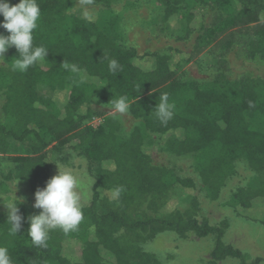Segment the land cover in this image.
<instances>
[{"label": "trees", "instance_id": "obj_1", "mask_svg": "<svg viewBox=\"0 0 264 264\" xmlns=\"http://www.w3.org/2000/svg\"><path fill=\"white\" fill-rule=\"evenodd\" d=\"M37 2L33 42L48 50L46 59L13 71V47L0 62V246L12 264H168L150 247L164 234L209 238L206 264H258L223 241L230 221H214L206 207L231 208L246 220L264 199V0ZM141 5L152 14L144 24L173 35L177 45L166 53L139 54L125 40L124 14ZM199 54L208 55V75L188 77L183 67ZM255 63L258 73L248 68ZM165 93L175 108L162 124L153 110ZM121 96L129 111L107 114ZM93 118L100 123L89 124ZM75 160L89 178L84 219L67 235L52 231L47 248L35 247L27 235L28 217L40 212L34 194L52 167ZM14 195L17 236L7 224Z\"/></svg>", "mask_w": 264, "mask_h": 264}, {"label": "clouds", "instance_id": "obj_2", "mask_svg": "<svg viewBox=\"0 0 264 264\" xmlns=\"http://www.w3.org/2000/svg\"><path fill=\"white\" fill-rule=\"evenodd\" d=\"M0 28L8 35L0 33V62L5 61L4 54L15 48L19 53L12 65L13 71L26 72L38 61L46 59L48 50L43 46L34 45V30L38 28L41 18V8L37 0H19L18 4L10 6L7 0H0ZM120 69L116 60L109 62V71L116 74ZM77 71L75 67L71 69ZM83 79V77H82ZM111 111L125 114L130 109L127 97L111 99ZM175 105L169 102L168 94H162L159 103L154 108L155 116L162 124H166L174 114ZM58 174L46 181V186L38 188L34 194L33 207L39 209V214L28 217L27 235L30 242L38 248H47L50 233L61 230L65 235L76 231L84 219L83 208L77 192V179L70 170L62 171L58 166ZM117 189L113 196L119 195ZM14 199L7 204V224L10 235L17 236L22 227V216L19 214ZM0 264H12V258L6 247L0 246Z\"/></svg>", "mask_w": 264, "mask_h": 264}, {"label": "rangeland", "instance_id": "obj_3", "mask_svg": "<svg viewBox=\"0 0 264 264\" xmlns=\"http://www.w3.org/2000/svg\"><path fill=\"white\" fill-rule=\"evenodd\" d=\"M141 6L142 7L137 8L135 12L127 11L124 14L123 33L125 40L131 46H135L139 54L144 53L146 50L166 53L169 47L177 45L171 37L173 35L168 31H161V26L156 23L144 24V21L149 22L151 18L150 15L152 14L149 10L151 6L148 5L149 8H147V6ZM85 14L89 15L87 13ZM91 14L93 13L91 12ZM91 14L89 17H91ZM152 30H154V32H151ZM160 49H162V51ZM181 49L188 52L190 48L188 45H182ZM208 59L207 54H199L198 57L185 65L182 71H185L188 77L202 78L204 75H208V71L202 60L206 61ZM143 62L144 60H142V63ZM236 65L238 67V69H236L237 71L242 70L243 66H241L240 63L237 62ZM256 66L258 69H263L257 63L253 66H248V68H254L255 73H258L255 70L257 69ZM59 100L61 101L60 98ZM114 113L113 111H108L107 114L111 115ZM99 123L100 120H97V118H93L89 122V124L94 126ZM122 124L127 126L129 121L126 119L125 121L122 120ZM148 148L149 147H144V151L148 152ZM58 166H60L62 171L70 170L74 174L78 182L77 192L80 203L85 204L87 202L86 194L88 192L89 178L83 170L82 162L80 160H75L72 166L55 165L50 171L51 177L58 174ZM250 176L251 175L246 178L247 181ZM261 177L264 178V172L261 174ZM206 209V213H208V216L214 221L223 218L229 219V227L223 237L225 243L240 250L248 263L258 258L260 259L258 264H264V199H257L255 201L252 209L247 212L248 219L246 220L236 217L231 208H216L208 205ZM156 240L150 247L161 255V257L167 258V256H169L168 264H206L205 262L209 259V253L212 247L209 238L197 239L194 236H190L185 240H180L173 234H164L159 236ZM68 254L76 259L78 257V250L73 248ZM217 264H238V261L228 259Z\"/></svg>", "mask_w": 264, "mask_h": 264}]
</instances>
